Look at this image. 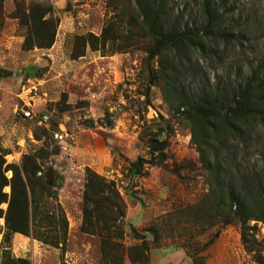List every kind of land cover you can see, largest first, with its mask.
Wrapping results in <instances>:
<instances>
[{"label":"rangeland","instance_id":"1","mask_svg":"<svg viewBox=\"0 0 264 264\" xmlns=\"http://www.w3.org/2000/svg\"><path fill=\"white\" fill-rule=\"evenodd\" d=\"M15 1L4 0L0 22V68L8 72L0 78V152H6L5 164H19L24 155L40 150L50 153L42 164L62 177L57 202L68 220V233L63 247L21 233L12 234L7 243L2 217L0 263L7 249L31 264H103L100 236L79 228L85 169L91 168L114 182L125 202L119 241L125 248L136 247L144 240L140 236L145 237L147 264H194L196 257L205 264H258L242 244L238 223L223 224L213 217L215 223L208 226L211 210L204 198L209 181L191 142L190 123L164 101L161 81L144 64L145 41L113 51L87 44L82 56L72 57L75 36H100L113 19L108 0H51L59 19L55 41L50 48L30 50L22 48L24 29L11 16ZM230 2L235 7L231 22L242 25L247 20L256 26L242 46L226 52L220 47V56L195 54L193 61L202 66L197 84L239 83L264 63V0ZM197 4L168 0L175 14L184 13V22L199 21ZM26 68L35 69L34 74ZM22 110H29L30 117ZM152 141L164 144L152 151ZM238 149L242 173L260 168L264 128ZM140 157L146 161L141 173L133 174ZM11 174L5 173L7 178ZM4 191L9 193V186ZM6 206L1 204L3 210ZM255 223L252 232L264 245V223L250 221ZM123 264L133 263L125 255Z\"/></svg>","mask_w":264,"mask_h":264},{"label":"trees","instance_id":"2","mask_svg":"<svg viewBox=\"0 0 264 264\" xmlns=\"http://www.w3.org/2000/svg\"><path fill=\"white\" fill-rule=\"evenodd\" d=\"M108 4L114 12L113 19L100 36L91 33L75 36L72 57L82 56L87 44L93 50L113 51L145 41L144 64L161 81L164 101L171 112L181 114L190 123L191 142L209 181L204 198L211 210L208 226L215 223L211 221L213 217L223 224L238 223L245 250L258 264H264V245L252 232L256 223L250 225L252 220L264 223V164L242 173V162L236 156L238 145H247L258 128H264V63L252 68L242 82L218 80L215 86H210L197 84L202 66L193 61L195 54L220 56V47L226 52L229 47L244 45L256 23L231 22L235 7L230 0H198V22H184V13L175 14L168 0H108ZM3 10L4 0H0V22ZM11 16L24 29L23 49H47L53 45L59 19L53 13L51 0H16ZM154 62L158 63L157 69L152 68ZM5 76L7 70L0 68V78ZM5 153L0 152L4 242L9 243L12 234L21 233L43 244L63 247L68 220L57 202L56 189L62 184V177L42 164L50 153L40 150L24 155L19 164H5ZM57 153L55 150L51 154ZM145 161L138 159L133 174L141 173ZM7 171L12 173L10 178L5 175ZM7 186L9 193L4 191ZM82 200L79 228L83 233L100 236L103 264H123L125 255L133 264H147L145 237L140 236L144 240L136 247L125 248L119 241L123 236L120 223L125 202L114 182L86 168ZM3 203L7 204L5 210L1 208ZM0 264H31V261L12 257L4 249ZM194 264L205 262L196 257Z\"/></svg>","mask_w":264,"mask_h":264},{"label":"water","instance_id":"3","mask_svg":"<svg viewBox=\"0 0 264 264\" xmlns=\"http://www.w3.org/2000/svg\"><path fill=\"white\" fill-rule=\"evenodd\" d=\"M26 72H28L29 74H34L35 72V69H30V68H26L25 69ZM164 144L163 141L159 142V141H152L151 142V145H150V149L152 151H155L157 147H160Z\"/></svg>","mask_w":264,"mask_h":264},{"label":"built area","instance_id":"4","mask_svg":"<svg viewBox=\"0 0 264 264\" xmlns=\"http://www.w3.org/2000/svg\"><path fill=\"white\" fill-rule=\"evenodd\" d=\"M22 114L25 117H30V111L29 110H22Z\"/></svg>","mask_w":264,"mask_h":264},{"label":"crops","instance_id":"5","mask_svg":"<svg viewBox=\"0 0 264 264\" xmlns=\"http://www.w3.org/2000/svg\"><path fill=\"white\" fill-rule=\"evenodd\" d=\"M15 238H17V237H15ZM21 241H24L23 239H21Z\"/></svg>","mask_w":264,"mask_h":264}]
</instances>
